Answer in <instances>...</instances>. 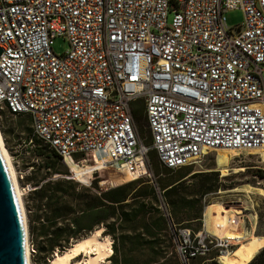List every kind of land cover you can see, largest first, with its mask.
<instances>
[{
	"label": "built area",
	"instance_id": "1",
	"mask_svg": "<svg viewBox=\"0 0 264 264\" xmlns=\"http://www.w3.org/2000/svg\"><path fill=\"white\" fill-rule=\"evenodd\" d=\"M232 9L243 13L235 28ZM57 37L69 45L60 55ZM0 48V114L29 117L16 156L39 141L62 160L136 174L141 164L148 175L150 151L178 169L218 149L236 151L232 160L264 145V0H0ZM157 195L178 264L211 251L220 262L234 246L203 224L172 223Z\"/></svg>",
	"mask_w": 264,
	"mask_h": 264
},
{
	"label": "rangeland",
	"instance_id": "2",
	"mask_svg": "<svg viewBox=\"0 0 264 264\" xmlns=\"http://www.w3.org/2000/svg\"><path fill=\"white\" fill-rule=\"evenodd\" d=\"M225 18L227 26L229 28H235L243 21V13L240 9H232L225 13ZM52 48L55 54L60 55L68 50L69 45L64 37H57L53 40ZM132 107L136 110L139 109L138 111L141 112L139 118L134 117L138 136L145 144H149L150 139L143 115V102L136 101L132 104ZM28 119L29 117L27 115L13 116L6 111L0 114V130L6 149L11 156L12 163L17 172L18 186L25 208L31 264H47L53 252L55 250H61L66 235L63 234L57 240L51 241V233L55 229L66 228L65 233L73 236L69 237L67 243L69 244L76 237L87 233L88 229L97 227V219L89 218L85 222L83 221L80 226H76L74 221L78 220L82 214H86L87 203L98 200L105 190L113 187L112 179L114 177L122 179L125 182L123 184L128 183V181H133L132 183L135 185L139 184L142 187L146 185L153 186L156 197L155 199H146V209L149 212H155L158 200L157 190L161 188V182L168 181V183H170L186 175L180 193H182L186 199L193 201V209L187 213L182 212L181 223L193 229L202 226V224H204V221H202L204 220V207L210 203H221L225 209L227 208L226 210H229L231 207L246 209L241 216L243 223L242 227L246 230V236L249 235L254 224L257 228L256 234L264 236V161H262L257 154L250 153L232 160L229 159L230 161H228L227 164L229 173L227 176H222L221 172L216 170V157L219 150L208 153L200 166L192 165L171 171L164 168L163 165L158 162L156 154L150 151L148 154L149 174L146 175L148 173L147 169L140 166L142 176L146 175L144 177L140 176L142 178L138 177L139 179L135 180V174L133 175L131 172L119 173L115 170V166L110 167L114 165L111 163L107 167V164L99 165L100 169L97 170V172L104 173L103 180H96L95 183H93L92 180L90 183L88 181L92 177V175H90L85 181L79 182L71 172L69 161H57L55 157L51 155V150L39 141H37L38 147L43 149L44 154L40 155L37 154L38 152L36 151H29L20 156H16L18 143L30 132V127L27 123ZM233 154L234 153L231 152L229 154L230 157ZM90 162L91 161H88L87 164H90ZM32 163L34 164V168L29 172L27 167ZM46 164L50 165L51 168H46ZM79 164L82 166L86 165L85 163ZM240 167L244 168L241 174L233 172L234 168ZM167 171H170V174H166ZM191 173H196V175L194 177H189ZM213 178H216V182H213ZM46 182L48 183L45 184ZM25 183H31L34 189H38L42 184L45 186L47 185L44 187L48 198L51 194H55L56 199L52 203H67L71 209V213L64 218L57 219L54 227L49 228L50 223L46 220L49 216V210L45 198L41 201L39 209H36V205L38 204L34 200L37 199V196L23 189L22 186ZM57 183V187L61 189L60 191H56L55 184ZM235 188L238 190L236 191ZM259 188L262 191V195ZM196 211H199L198 218L192 219L193 217L191 214ZM254 216H256V218H254ZM235 219V216H231L232 222H235V224L232 223L233 225L238 224ZM98 226H104L105 228V225L101 223ZM126 233L131 235V232L128 230ZM104 236L110 239L113 253L112 256L107 259L106 264H113V236L107 233ZM233 245V247L229 248L230 251L235 250L236 243H233ZM130 247V241H125L124 248L122 249L124 253H122L121 256L128 261V264H135L136 262L138 264L150 263L153 252L148 244H142L132 251L129 250ZM158 250L159 254L157 255V260L159 262L170 257H173L177 261L176 254L166 230L161 233ZM215 254H217V251H211L207 255L195 259L192 264H221L213 259ZM79 258L80 257H78L77 260Z\"/></svg>",
	"mask_w": 264,
	"mask_h": 264
},
{
	"label": "trees",
	"instance_id": "3",
	"mask_svg": "<svg viewBox=\"0 0 264 264\" xmlns=\"http://www.w3.org/2000/svg\"><path fill=\"white\" fill-rule=\"evenodd\" d=\"M138 110L139 109H133V118L140 117L141 112ZM36 152H38L37 154L40 155L44 154L43 149H40V147H37ZM51 155H53L57 161H62L61 156H59L52 150ZM189 166H184L181 168H186ZM163 167L170 171L181 169H170L165 166ZM46 168L50 169L51 166L46 164ZM170 171H167L166 174H170ZM99 173L100 172L98 171L96 172V174H91L92 177L88 181L91 183V181L93 180V183H95L96 180H103L104 173ZM195 175L196 173H191L189 177H194ZM185 176L186 175H183L178 179L171 181L170 183H168V181L161 182L160 188V190H162V195L168 205L170 219L172 223L180 226H188L181 223L182 212L187 213L193 209V201L186 199V197L182 193H180V189ZM132 182L133 181H128V183L123 184L125 182L122 179L114 177L112 179L113 187L105 190L98 200H93L91 203H87L86 214H82V216L78 220L74 221V224L76 226H80L83 221L85 222L87 219L92 218L95 220L97 219V227H99L98 225L100 223L105 225L106 229L103 234L105 235L107 233L113 236V264H128V261H126L124 257H121L122 253H124L122 252V249L124 248L125 241L127 240H129L131 244V247L129 249L130 251L134 250L136 247L142 244H148L150 246V249L153 252V257L150 263L148 264H178V260L176 261L173 257L167 258L162 262H159L157 260V255L159 254L158 244L160 236L164 230H166L168 234V221L159 209L158 200L155 212H149L146 209V199H155L156 197L154 187L151 185H146L142 187L141 185H135ZM213 182H216V178H213ZM47 183L48 182H46L45 184ZM55 185L56 191H60L61 189L57 187L58 183ZM44 186L45 185L42 184L38 189H34L33 191H31L32 193H30L32 195L37 196V199L34 200L38 204L36 205V209H39L41 201L45 198V202L49 210V216L46 218V220L50 223L49 228H51L54 227L57 219L64 218L69 215L71 213V209L67 203L53 204L52 202H54L56 199L55 194H51L48 198L45 190V187L47 185L45 187ZM198 214L199 211L192 213V219L198 218ZM201 227L202 226H198L194 228V230H198ZM92 230L93 229H88L87 233L76 237L74 240L79 239L82 236L88 235V233H90ZM127 230L131 232V235H128L126 233ZM65 231L66 228H59L55 229L51 233V241L57 240L63 234L66 235L64 237V245H62L61 250L59 251H63L65 248L69 247L70 243L67 244L69 237H73L72 235H67ZM135 264L138 263L136 262ZM248 264H264V247L255 255L252 261Z\"/></svg>",
	"mask_w": 264,
	"mask_h": 264
},
{
	"label": "bare ground",
	"instance_id": "4",
	"mask_svg": "<svg viewBox=\"0 0 264 264\" xmlns=\"http://www.w3.org/2000/svg\"><path fill=\"white\" fill-rule=\"evenodd\" d=\"M0 150L10 172L13 187L18 199V203L21 210V215L24 223L25 230V262L26 264H31L30 260V249L27 233V223L25 208L21 196V191L18 186V180L16 175V170L12 163L11 156L6 149L2 133L0 130ZM219 152L216 157V170L221 172L222 176H227L229 173V168L227 166L228 161L231 160L230 153L237 155V152L229 149H218ZM217 150V151H218ZM257 154L264 161V145L258 149L249 151L248 154ZM231 155V157L233 156ZM230 159V160H229ZM63 161H69V166L74 177L79 181H85L86 178L94 173V170L100 169L98 165L84 166L71 161L69 158H65ZM83 164V163H82ZM110 167L115 166V170L119 173L131 172L135 177L142 176L141 164L139 168H136L137 174L133 172V165L127 166L128 170L124 171L123 168L118 167L115 163ZM109 164L106 165V167ZM244 168H234L233 172L242 173ZM260 189V188H259ZM237 191L238 189L235 188ZM262 195V191L260 189ZM227 209V208H226ZM221 203H210L204 207V227L217 238H222L232 243H236L235 250H228L227 252L221 253L219 260L221 264H248L252 261L255 255L264 247V236L256 234V226L254 224L251 232L246 236V230L242 227V215L246 209L231 207L226 210ZM231 216H235L238 224L232 222ZM247 216V215H246ZM234 218V217H233ZM256 218V216H254ZM255 223V222H254ZM105 228L104 226H99L93 229L88 235L82 236L79 239L72 240L69 247L65 248L63 251L56 250L52 257L49 258L47 264H106L107 259L111 256V241L108 237L104 236ZM80 257L78 260L77 258ZM82 258V259H81Z\"/></svg>",
	"mask_w": 264,
	"mask_h": 264
},
{
	"label": "water",
	"instance_id": "5",
	"mask_svg": "<svg viewBox=\"0 0 264 264\" xmlns=\"http://www.w3.org/2000/svg\"><path fill=\"white\" fill-rule=\"evenodd\" d=\"M0 48V55L3 53ZM25 230L10 172L0 150V264H26Z\"/></svg>",
	"mask_w": 264,
	"mask_h": 264
},
{
	"label": "crops",
	"instance_id": "6",
	"mask_svg": "<svg viewBox=\"0 0 264 264\" xmlns=\"http://www.w3.org/2000/svg\"><path fill=\"white\" fill-rule=\"evenodd\" d=\"M203 225H204V224H203ZM204 228H205V227H204ZM196 259H197V258H196ZM194 260H195V259H194ZM194 260H193V261H194ZM193 261H192V263H193Z\"/></svg>",
	"mask_w": 264,
	"mask_h": 264
}]
</instances>
